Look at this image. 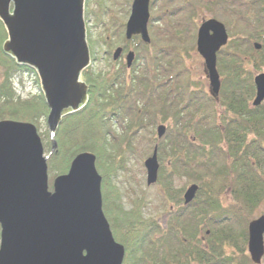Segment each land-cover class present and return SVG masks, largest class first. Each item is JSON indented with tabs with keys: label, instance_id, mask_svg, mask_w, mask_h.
Here are the masks:
<instances>
[{
	"label": "trees",
	"instance_id": "16d2710c",
	"mask_svg": "<svg viewBox=\"0 0 264 264\" xmlns=\"http://www.w3.org/2000/svg\"><path fill=\"white\" fill-rule=\"evenodd\" d=\"M95 1L99 3V13L106 15L109 21L112 36L106 40L105 36L99 35L101 43L106 46L101 54L104 59L112 61L114 44L129 42L123 32L131 0H127L124 14L119 16L121 21L110 16L112 10L118 12L115 1L105 6ZM170 1L160 0L159 3L165 6ZM211 1H229L230 6L234 1L238 6L247 3L245 0ZM154 2L151 0V4ZM248 2V7L256 6L254 0ZM162 8L163 11L150 16L148 23L152 36L151 20L168 22L175 14V9L165 12ZM246 11L234 12L238 21L245 19L246 22L233 33H230L229 21L222 18L230 37L217 52V69L221 78L217 97L211 96L203 86H192L187 82V76L182 87L166 89L168 79L159 83L154 77L157 72L153 55L161 46L151 43L145 44L151 50L142 57L145 62L149 59L145 75L135 83L124 82L129 69L123 63L118 65L117 61H112L116 67L108 71L97 73L89 66L82 70L80 78L87 84L88 100L82 108L61 118L54 135L56 146L48 156L47 168L50 174L65 173L77 153L91 151L95 154L96 168L101 175L102 209L114 239L124 247L122 264H254L245 246L247 223L264 201V102L252 106L250 101L254 93L252 78L255 69L264 67V33L260 35V49H255L250 42L257 37L255 33L251 37L248 35L249 26L254 29V25L249 19L250 12ZM186 23L191 25L194 38L197 28L194 19L189 18ZM7 36L0 19V120L30 121L37 127L49 110L40 79L34 67L18 63L4 52L2 44ZM135 39V48L143 44L138 36L130 40ZM87 44L90 57L95 60V45L99 44H94L91 38L87 39ZM139 58L137 51L129 70L131 80L135 78ZM26 73L35 77L36 92L29 98H21L13 81L17 75ZM174 76L172 73L169 77ZM118 86L121 91L116 90ZM159 89H166L163 100H170V104L178 108L170 116L164 110V102L158 107L163 114L160 120L166 122L165 133L158 140V151L169 158L168 164L172 168L169 173L158 172L165 197L173 203L172 209L167 211L168 226L163 229L153 216H144L145 196L134 197L129 207L124 205L113 182L120 168L118 160L103 165V157L117 155L114 153L116 149L122 148L123 143L143 126L142 116L135 114L127 124L126 113L130 114L132 105L141 100L146 108L138 110L148 114V100L158 95ZM197 101L201 103L194 107ZM156 109L151 110L156 112ZM191 111L194 115L189 118ZM104 118L113 124L112 128L102 122ZM86 125H92V129L82 136L80 131ZM115 127L121 130V139H118V133L115 135ZM68 137L71 141L67 143ZM47 143L50 150L52 140ZM171 174L176 177L172 179ZM177 178L183 182L172 184ZM189 183H196L198 190L194 199L184 204L182 193ZM154 232L161 234L155 237ZM133 256L136 257L134 260Z\"/></svg>",
	"mask_w": 264,
	"mask_h": 264
},
{
	"label": "water",
	"instance_id": "95a60500",
	"mask_svg": "<svg viewBox=\"0 0 264 264\" xmlns=\"http://www.w3.org/2000/svg\"><path fill=\"white\" fill-rule=\"evenodd\" d=\"M86 0H0V19L7 39L2 48L16 62L34 67L48 106L46 124L52 137L61 118L82 108L87 85L80 74L90 63L84 24ZM150 0H132L125 22L127 40L139 35L148 44ZM228 41L224 23L203 19L196 33V49L204 61L209 93L219 94L217 52ZM260 49L261 43H253ZM118 46L112 53L117 60ZM135 54L129 50L125 64ZM252 106L264 102V71L254 74ZM165 126H157L161 137ZM34 123L0 120V264H122L124 247L117 242L102 210L101 175L91 151L77 153L67 172L56 175L49 189L47 158ZM146 184L156 182V148L144 160ZM198 190L187 186L183 202ZM247 251L255 264L264 255V213L247 224Z\"/></svg>",
	"mask_w": 264,
	"mask_h": 264
},
{
	"label": "rangeland",
	"instance_id": "374dc122",
	"mask_svg": "<svg viewBox=\"0 0 264 264\" xmlns=\"http://www.w3.org/2000/svg\"><path fill=\"white\" fill-rule=\"evenodd\" d=\"M101 2L102 6H105L106 4H110L113 1H115L116 9H118V12L112 10L110 12V16L114 17L117 20H122V16L124 14L127 0H98ZM160 0H155L154 4L149 5V13L150 16L152 13H159L163 11L165 12H171L175 9V14L170 16V19L168 22H163L160 20H151L152 21V28H153V36L150 33L149 29V23L147 25L148 34L150 37V41L148 44H155L157 47L161 46V48L157 49L156 53H154V67L156 68L157 75L154 76L159 83H162L163 81L167 80L169 81V85L166 87L168 89L169 87L177 86L178 88L182 87L183 82L185 81V77L187 76V82H191L192 86H203L206 91H208V78L206 76V73L204 71V62L201 55L198 53L196 49V35L193 38V30L191 28V25L189 23H186V20H189V18L194 19L196 25L198 26L199 23L209 17H215L218 20L223 22V19H227L229 21V26H231V32H235L237 28H239V25H242L244 22H246L245 19H242V21L237 20V16L235 13L241 14V12L248 11L250 12L249 19L252 21L254 25L253 27L249 26L248 35L253 36L255 33V36L257 38L254 39V41L262 42V39L260 38V35H263L264 31V0H254L256 3V6L250 5L248 7V4L253 0H245V4H240L238 6L236 3L237 1H234L235 3L230 6L229 1H211V0H171L170 2H167L165 6L160 5ZM95 0H89V2H85V8H84V24L86 29V35L87 39L91 38L93 40L96 49V56L97 58L93 60L90 57V63L89 67L96 70L97 73L108 71L110 69L115 68L116 64H113L112 61H117L118 65H121L125 63V55L129 50H133L135 53L138 51L140 53V58L137 59V63H139L135 70L137 69V72L134 73V80H131L129 75L131 74V71L129 72L130 67L126 68L129 69L126 72V81L128 84L135 83V81L140 80L142 77H144L145 72V66L146 63L149 62V59L145 62V58L142 59V57L146 54H148L151 50L150 46H147L145 44L139 45L137 48H135L137 39L135 40H129V42L125 45V43L118 41L116 42L115 47L113 50L120 46L122 47V62L120 60H113L108 61L107 59H104L102 57L101 52L106 48L104 43H101V39L99 38V35L105 36L106 40L108 38L112 39L111 30L109 26V21L106 18V15H101L99 13V3H96ZM262 3V5L260 4ZM223 5V6H222ZM261 7V8H260ZM115 9V8H114ZM263 9V10H262ZM246 11V12H247ZM128 15L124 19V23L126 22ZM150 20V17H149ZM181 22V23H180ZM224 23V22H223ZM197 33V28H196ZM123 36L125 38L124 32ZM230 37V35H229ZM7 39V38H6ZM99 42H98V41ZM116 41V40H115ZM250 42L253 45V42ZM148 56V55H147ZM156 64V66H155ZM264 70V67L261 66V68L255 69V73ZM152 71V70H151ZM178 72V73H177ZM174 73V78L169 77L170 74ZM18 79V80H17ZM81 79V78H80ZM170 79V80H169ZM82 80V79H81ZM83 81V80H82ZM167 81V82H168ZM84 82V81H83ZM36 81L35 77L31 73H26L22 75H17L16 79L13 81V87L17 94L21 96V98H29L36 92ZM86 84V83H85ZM87 85V84H86ZM117 85V84H116ZM160 90L157 93L158 95H155L148 100L147 108L149 109V113H145V111H140L138 109L144 110L145 102L143 101H137L135 104L132 105L133 111H130V114L126 113V120L127 124L130 123V119L132 117V114H135L137 116H142L143 118V126L137 130V132L130 138L129 141H126L123 143L122 148L116 149L117 155H112L110 157L104 158L103 165H111L113 162L118 160V164L120 165V168L118 169V173L116 177L113 178V182L116 184V188L118 191H120V195L122 197V201L125 206L129 207L132 203V199L134 197H142L145 196L146 198V206L144 207V216H153L160 227L165 228L168 226V218L169 215H167L168 209H172L173 203L168 200L165 197L163 187L161 183L156 181V183L147 185L146 184V170L143 165L144 160L151 155L154 148H156L157 151V159L159 163L158 172H171L172 168L169 166V158L166 159L165 155L158 151V140L161 139L157 136V126L160 124H163L165 126L166 130V122H162L160 118L162 117V113L160 110H158V107L161 106L164 102L166 106L164 107V110L168 111V114L171 116L174 111H177L178 108H174L173 105L170 104L169 101L163 100V93L166 91ZM116 90L121 91V86L116 87ZM177 90H175L176 92ZM162 95V96H161ZM254 96V93L252 95V98ZM251 98V101H252ZM250 101V102H251ZM169 102V103H168ZM198 103V105H197ZM201 103V102H200ZM199 101L195 103L194 107H198L200 105ZM157 108L156 112H153L151 109ZM193 107H191L192 109ZM186 112V111H185ZM184 112V113H185ZM189 113V112H188ZM189 118L191 115H194L192 111L190 112ZM47 116V114H46ZM46 116L41 118L39 121V124L37 125V132L41 138L44 155H46L50 150L48 149V140H52V145L55 144L56 141L54 139V135L51 137L50 133L47 128L46 124ZM124 121V118H123ZM106 125H110L109 121H107L104 118V121ZM34 123V122H33ZM36 126V124L34 123ZM111 128L113 127V124L111 123ZM92 125H86L84 130L80 131L82 136H86L89 133L88 129L91 128ZM115 129V135L116 133L121 135V130L117 127ZM117 131V132H116ZM56 132V130H55ZM125 132V129H124ZM123 132V133H124ZM118 139L122 138L121 136ZM71 141L70 138H67V143ZM117 144V143H116ZM118 145V144H117ZM51 149V148H50ZM124 150V151H123ZM127 153V155H126ZM161 156V157H160ZM126 158V159H125ZM217 167L214 166V169ZM48 172V168H47ZM57 174H50L48 172V184L49 187H51L52 181L54 176ZM173 174H171V178H175ZM183 182L181 179H175L172 181V184L180 185ZM191 184V183H189ZM187 184L183 190V193L187 186ZM182 193V194H183ZM264 213V201L259 205V207L255 210V213L252 218L257 217L260 214ZM161 233L154 232L153 235L155 237L159 236ZM246 247V246H245ZM142 249V248H140ZM247 251V247L245 249ZM248 253V252H247ZM134 257H132V260H134ZM136 258V257H135ZM261 264H264V255L262 257Z\"/></svg>",
	"mask_w": 264,
	"mask_h": 264
},
{
	"label": "flooded vegetation",
	"instance_id": "af4514ba",
	"mask_svg": "<svg viewBox=\"0 0 264 264\" xmlns=\"http://www.w3.org/2000/svg\"><path fill=\"white\" fill-rule=\"evenodd\" d=\"M122 54H123V51H122V53H121V55H120V58H119V60L122 62ZM123 63V62H122Z\"/></svg>",
	"mask_w": 264,
	"mask_h": 264
},
{
	"label": "bare ground",
	"instance_id": "6f19581e",
	"mask_svg": "<svg viewBox=\"0 0 264 264\" xmlns=\"http://www.w3.org/2000/svg\"><path fill=\"white\" fill-rule=\"evenodd\" d=\"M81 73H82V72H81ZM80 76H81V74H80ZM47 174H48V173H47ZM251 219H252V218H251ZM251 219H250V220H251Z\"/></svg>",
	"mask_w": 264,
	"mask_h": 264
}]
</instances>
